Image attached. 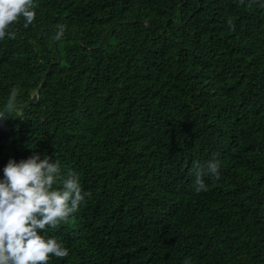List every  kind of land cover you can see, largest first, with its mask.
Returning a JSON list of instances; mask_svg holds the SVG:
<instances>
[{
  "label": "trees",
  "instance_id": "1",
  "mask_svg": "<svg viewBox=\"0 0 264 264\" xmlns=\"http://www.w3.org/2000/svg\"><path fill=\"white\" fill-rule=\"evenodd\" d=\"M33 2L0 40V180L35 152L90 193L48 264H264V0Z\"/></svg>",
  "mask_w": 264,
  "mask_h": 264
},
{
  "label": "clouds",
  "instance_id": "2",
  "mask_svg": "<svg viewBox=\"0 0 264 264\" xmlns=\"http://www.w3.org/2000/svg\"><path fill=\"white\" fill-rule=\"evenodd\" d=\"M244 0H240L243 4ZM264 7V5H261ZM36 5L33 0H0V40L7 34L15 39L16 33L11 26L21 17L24 27L34 23ZM229 27L235 30L229 21ZM65 35V26L57 25L54 40L60 41ZM19 89L14 87L7 104L0 110V121L12 118ZM222 163L219 158L201 164L195 162V191H207L203 177L220 179ZM4 179L0 180V264H48L51 256L66 258L69 250L55 237L45 238L39 234L46 226L56 229L67 223L70 216L79 210L82 202L90 193H82L79 177L72 171L65 179L60 162L45 155L33 153L26 160L17 163L10 159L5 166ZM62 184L57 189L55 184ZM183 264H191L185 258Z\"/></svg>",
  "mask_w": 264,
  "mask_h": 264
}]
</instances>
